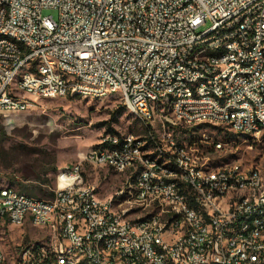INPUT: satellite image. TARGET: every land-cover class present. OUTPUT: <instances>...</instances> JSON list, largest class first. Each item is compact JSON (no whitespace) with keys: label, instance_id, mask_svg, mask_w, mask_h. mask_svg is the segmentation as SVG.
Segmentation results:
<instances>
[{"label":"built area","instance_id":"1","mask_svg":"<svg viewBox=\"0 0 264 264\" xmlns=\"http://www.w3.org/2000/svg\"><path fill=\"white\" fill-rule=\"evenodd\" d=\"M143 2H150V9H143ZM7 3L16 6L15 18H8ZM244 4L243 12H236V5ZM55 8L58 19L45 15L44 9ZM211 24L214 35L198 38L201 25ZM240 21V29L224 32V25ZM0 28H14L27 36L32 44L30 53L16 49L15 44L0 40V114L27 110L45 91H53L59 97L72 96V90L84 89L85 94L100 95L103 89L116 88L125 92L130 106L138 107L142 119L149 126V136L160 138V146L154 151L163 152L162 132H169L172 147H177L178 173L166 172L162 165L147 162L141 187L132 197H138L137 208L117 211L110 201H99V187L91 182V189L75 190L79 165H67L60 169L56 178L59 190H51L50 197H40L37 202L18 198L15 187L0 186V225L6 226V215L19 217L37 215L39 235L32 241H45V250L36 253V263H29L32 241L14 242L17 264H40L42 257H50L51 264H70L58 258V250H74L81 245V258L93 254L104 264H114L113 248L124 250L128 264H164L161 255L154 253V246H164L174 261L184 264H257L264 262V196L258 197L254 209H263V218L249 221L250 210H243L244 199L233 198L232 205H224L225 214L211 212L216 223L215 235L200 237L202 225L196 223L195 233L174 236L166 232V225L152 228V221L160 215L175 217V226L182 224L184 215H192L190 207L182 201L173 207V213L141 211L140 203L156 202L155 194H166L167 198L178 197L169 188V178H176L186 186V181L198 182L208 188L224 192L234 180H255L256 166L247 165L246 172L213 175V170L204 171V162H191V155H200V150H217L222 156V145H228L219 136L205 133L193 145H185V137L172 136V129L179 128L164 113L162 93H172L185 88V96L176 109L192 117V123L203 119V111H212L233 119L229 130L255 128L256 139H262L264 130V0H134L131 6L120 7V0H0ZM236 34L230 41L229 56L212 59L205 64L199 55L200 46L221 43V36ZM232 48L242 49L249 68L235 65ZM253 50H262L261 58L253 57ZM56 56V63L40 66V58ZM8 62H16V70H8ZM52 65H63L74 71V78L57 79ZM220 65H227V87L222 101L210 100V94L190 86V78L202 73L213 74ZM24 72L22 93H12L11 76ZM148 81H156V90H148ZM36 83H44V90L35 91ZM238 97L259 99V107L237 105ZM252 110H259V117H252ZM148 112H155V121H148ZM217 125L225 126V123ZM140 136L130 134L126 151L101 154L110 162L131 159L132 144H139ZM120 144V138H109L103 134L96 146ZM87 154V153H86ZM136 168V163H135ZM221 168V165L220 167ZM128 177V176H127ZM127 183L124 181V185ZM196 199L201 202L199 196ZM74 202V210H60V203ZM210 212V209H208ZM48 222L47 230H40V223ZM29 224V223H27ZM22 226L26 224H21ZM174 226V227H175ZM225 228H233L228 256H221L220 244ZM114 230H123V237H114ZM59 233L71 235V243L58 241ZM234 237H243V244H234ZM4 234H0V264H9L3 250ZM99 245L112 247V255L99 254Z\"/></svg>","mask_w":264,"mask_h":264},{"label":"bare ground","instance_id":"2","mask_svg":"<svg viewBox=\"0 0 264 264\" xmlns=\"http://www.w3.org/2000/svg\"><path fill=\"white\" fill-rule=\"evenodd\" d=\"M134 0H120V7L131 6ZM143 9H150V2H143ZM244 4L236 5V12H243ZM16 6L14 3H7V16L8 18H15ZM240 29V21H233V23L224 25V32H234ZM214 35V28L207 27L198 31V38H205L207 36ZM0 40H7L10 44H15L16 49H23V53H30L32 51V44L27 41V36L17 32L14 28H0ZM230 41H236V34H227V36H221V43L212 46H200L199 55L208 56L205 57V64H212V59H222L229 56L230 53ZM232 55L235 56V65L240 68H249V61L246 60V55H242V49L232 48ZM254 58L262 57V50H253ZM50 63H56V56H47V58H40V66H50ZM8 70H16V62H8ZM52 72L57 79L74 78V71H67L63 65H52ZM227 65H220L214 71V79L216 81V88L213 83V74L202 73L200 76H193L190 78V86H195V90H202L204 85V93L210 94V100L222 101L224 93H226L227 87ZM19 77V79H16ZM24 80V72H15L11 76V89L12 93H22V81ZM44 90V83H36L35 91ZM148 90H156V81H148ZM111 94H117L125 100V92L116 88H106L102 90L100 95H95V98H104ZM79 95L80 97L91 98V94H85L84 89L72 90V96ZM185 96V88H178L172 93H162V108L164 113L173 120L176 124L193 126L201 123H225V125L233 128V119L226 118L225 115H217L212 111H203V119L192 123V117L182 112L180 109H176L174 104H180ZM59 97L53 91H45L43 98H56ZM127 108L138 117L143 123L148 126L145 119H142L140 109L138 107L130 106V102H125ZM237 105H248V107H259V99L253 97H238ZM252 117H259V110H252ZM148 121H155V112H148ZM149 127V126H148ZM235 131L242 132L249 135H256L255 128L237 129ZM174 132V131H173ZM172 132V136L173 135ZM264 132V130H263ZM109 138H120V144H108L106 146H94L84 161H88L98 167H109L115 172L123 175L127 183L120 189L116 190L108 196H102L99 194V201H110V205H117V211H129L132 208H137L138 197H132L133 193L138 192L141 187L144 171L146 170L147 162L155 163V165H162V169L170 173H178V166L176 162L169 161L170 157H177V147H172V139L169 132H162V145L163 152L154 151V146H160V138L152 137V141L145 142L140 140L139 144H132V151L142 152V156H138V153H131V159L127 161L110 162L109 157H96L101 154H114L126 151V144L130 134L119 135L117 133H108ZM175 137V136H174ZM193 140V139H192ZM197 140V139H196ZM197 141H187L185 138V145L196 144ZM224 145H222V149ZM205 152V151H204ZM200 150V155H191V162L201 163V158H207L204 162V171L213 170V175H223V172H233V165L239 172H246V164L241 162H233L226 165L213 166L210 164L211 152L212 154L217 150L208 151L207 155H204ZM84 161L77 162L79 165L78 182L75 183V190L86 191L91 189V183L86 181L84 173ZM136 163V168H135ZM76 165V163L74 164ZM128 176V177H127ZM4 188H11L12 186L0 184ZM169 188L174 190L178 197L167 198L166 194H155L156 202H143L140 203L141 211L156 210V212H164L166 207V213H173V207L181 206L182 201L187 207H190L192 215H184L182 224L175 226V217L170 215H160L158 221H152V228H161V225H166V232H173L174 236H183L186 233L196 232V223L192 219V216L197 218L202 225L200 228V237H209L215 235L216 223L211 214H225L224 205H232L233 198L250 197L244 199L243 210H250L256 207L258 197L264 196V169L256 166V178L255 180H234L232 186H226L224 192L218 190V188H208L207 185H200L198 182L186 181V186L183 183L177 181L176 178H169ZM59 190V186L56 188ZM199 196V200L196 196ZM18 198H27L29 202L39 201V197L27 194L21 190H18ZM210 209V212L209 210ZM60 210H74V202L66 201L60 203ZM257 218H263V209L250 210L249 221H256ZM31 222L34 225H38L37 215H27V217H19V221L14 218V214L6 215L7 226L21 225ZM175 226V227H174ZM5 225H0V231L5 229ZM40 227L48 229V222H41ZM5 231V230H4ZM233 236V228H225V236H222V243L220 244L221 256H228V250L230 249V237ZM114 237H123V230H114ZM58 241H64V243H71V235L67 233H59ZM234 244H243V237H234ZM4 256L9 263V256L5 249ZM39 250H45V241L38 242L32 241L29 253V263H36V253ZM81 245H74V250H58V258H62V262L70 264H104L101 260L94 258L93 254H86L84 258H81ZM154 253L161 255L162 262L164 264H184L180 261H174V254H170L169 250H166L164 246H154ZM99 254L112 255V247L109 245H99ZM13 264H17L18 258H15ZM113 260L114 264H128L127 259L124 258V250L121 248H113ZM10 264V263H9ZM51 264L50 257H42V263ZM257 264H264L259 262Z\"/></svg>","mask_w":264,"mask_h":264},{"label":"rangeland","instance_id":"3","mask_svg":"<svg viewBox=\"0 0 264 264\" xmlns=\"http://www.w3.org/2000/svg\"><path fill=\"white\" fill-rule=\"evenodd\" d=\"M44 14L58 19L55 8L44 9ZM210 21L201 25L207 28ZM16 79H19L17 77ZM121 96L111 94L104 98L56 97L38 98L27 110L0 114V184L15 187L37 197H50L51 190L59 186L56 175L63 167L84 161L89 151L99 142L103 134H108L112 126L119 135L135 134L140 140L151 142L149 127L127 108ZM122 110L117 113V110ZM116 115V120L113 117ZM230 126L215 123H201L193 126L180 124L173 128L175 137H185L187 141H199L205 133L219 136L224 145L222 156L210 153L213 166L241 162L257 165L264 169V132L262 139L235 130ZM193 139V140H192ZM197 139V140H196ZM202 150L207 155L208 151ZM87 153V154H86ZM84 161V173L88 183L98 185L100 194L108 196L124 186V176L113 169ZM22 187H25L22 189ZM29 223V224H27ZM26 225L7 226L3 248L9 254L14 250V242L32 241L39 235L38 228L31 222ZM40 230H46L40 227ZM43 242V241H38ZM18 255L9 258L13 264Z\"/></svg>","mask_w":264,"mask_h":264},{"label":"trees","instance_id":"4","mask_svg":"<svg viewBox=\"0 0 264 264\" xmlns=\"http://www.w3.org/2000/svg\"><path fill=\"white\" fill-rule=\"evenodd\" d=\"M72 97H80L79 95H74V96H72ZM122 112V110H120V109H118L117 110V113H121ZM113 119L114 120H116L117 118H116V115L113 117ZM110 131H114V129H113V127L111 126L110 127V129H109V132L108 133H110ZM25 187H22V189H24Z\"/></svg>","mask_w":264,"mask_h":264},{"label":"crops","instance_id":"5","mask_svg":"<svg viewBox=\"0 0 264 264\" xmlns=\"http://www.w3.org/2000/svg\"><path fill=\"white\" fill-rule=\"evenodd\" d=\"M101 169H111V168H109V167H104V168H101ZM112 170V169H111ZM1 231H4V229H2ZM7 253V252H6ZM17 254V251L16 250H13L12 251V253L10 254H8L7 253V255L9 256V258H11L13 255H16Z\"/></svg>","mask_w":264,"mask_h":264}]
</instances>
